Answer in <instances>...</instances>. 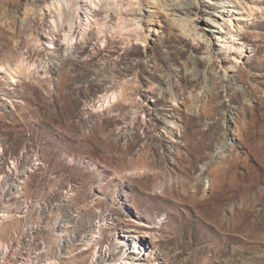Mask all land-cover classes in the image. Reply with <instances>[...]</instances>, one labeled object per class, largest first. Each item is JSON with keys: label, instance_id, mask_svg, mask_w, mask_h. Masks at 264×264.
<instances>
[{"label": "rangeland", "instance_id": "1", "mask_svg": "<svg viewBox=\"0 0 264 264\" xmlns=\"http://www.w3.org/2000/svg\"><path fill=\"white\" fill-rule=\"evenodd\" d=\"M0 264H264V0H0Z\"/></svg>", "mask_w": 264, "mask_h": 264}, {"label": "bare ground", "instance_id": "2", "mask_svg": "<svg viewBox=\"0 0 264 264\" xmlns=\"http://www.w3.org/2000/svg\"><path fill=\"white\" fill-rule=\"evenodd\" d=\"M48 0H34L35 2V7L37 6H40V4L42 3H45L47 2ZM9 10L11 9H15V8H18V4L16 3H12L11 5L7 6ZM32 23L34 24V26L37 28V29H41V26L39 25L38 21H32ZM44 27V26H43ZM42 27V28H43ZM40 31V30H39ZM19 47H23L25 46L27 48V54L29 56V58H34L35 56H38V55H41L42 52H40L35 45L33 44H30L29 41L27 39H22L20 41H18V44H17ZM18 46H16L15 48H11V50L13 51V53L15 52L14 54V58H16L18 52ZM56 67V66H55ZM54 66H51V69H55ZM57 69V68H56ZM66 70V65H65V62L62 63V66L60 67V71H64L65 72ZM68 73V72H67ZM66 73V74H67ZM102 73V70H100L98 72V74H101ZM124 75V74H123ZM114 78H116V76H113ZM72 79V77H71Z\"/></svg>", "mask_w": 264, "mask_h": 264}]
</instances>
